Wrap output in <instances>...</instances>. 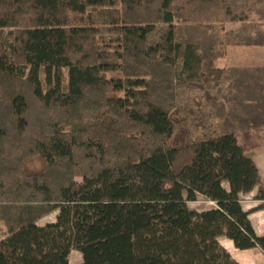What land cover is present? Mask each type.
I'll list each match as a JSON object with an SVG mask.
<instances>
[{
	"label": "trees",
	"instance_id": "1",
	"mask_svg": "<svg viewBox=\"0 0 264 264\" xmlns=\"http://www.w3.org/2000/svg\"><path fill=\"white\" fill-rule=\"evenodd\" d=\"M230 46L264 47V0H0V264L264 252L238 137L264 127V64L220 66Z\"/></svg>",
	"mask_w": 264,
	"mask_h": 264
},
{
	"label": "rangeland",
	"instance_id": "2",
	"mask_svg": "<svg viewBox=\"0 0 264 264\" xmlns=\"http://www.w3.org/2000/svg\"><path fill=\"white\" fill-rule=\"evenodd\" d=\"M233 27V26H229ZM220 66H251L264 64V47H249V46H230L228 47L225 55L218 60ZM188 129L183 127H178L173 135V144L176 146H182L185 144L187 139ZM238 137L240 143L245 145L248 152H250L259 166L260 174L262 177L261 187H264V127L259 129H251L247 132H238ZM256 143L252 144V143ZM253 145V147H251ZM78 180H81V171H78ZM226 185V184H225ZM259 186L256 187V194L259 191ZM244 195V194H243ZM254 197V196H253ZM250 193H247L243 197V202L245 205L253 198ZM191 207H196L198 209L206 208L211 206L210 203H205V200L200 199L197 202L190 203ZM57 212H53L48 216L42 218L39 221L40 225L47 222L54 221ZM5 234V227L0 223V237ZM83 260L82 253L78 250H73L70 254V261L72 264H79Z\"/></svg>",
	"mask_w": 264,
	"mask_h": 264
},
{
	"label": "crops",
	"instance_id": "3",
	"mask_svg": "<svg viewBox=\"0 0 264 264\" xmlns=\"http://www.w3.org/2000/svg\"><path fill=\"white\" fill-rule=\"evenodd\" d=\"M256 188H254L250 193L253 197L252 200L245 205L243 202V197L246 194H242V205L245 210L249 211V217L254 226V229L258 235L264 233V209L259 207L262 205L263 201L256 198ZM210 203V201H205V203ZM195 203V202H194ZM212 205V204H211ZM196 208V207H194ZM198 209V208H197ZM221 245L232 255V257L237 260L240 264H264V252L259 247L249 248V249H239L235 246L234 242L222 236L219 238Z\"/></svg>",
	"mask_w": 264,
	"mask_h": 264
},
{
	"label": "built area",
	"instance_id": "4",
	"mask_svg": "<svg viewBox=\"0 0 264 264\" xmlns=\"http://www.w3.org/2000/svg\"><path fill=\"white\" fill-rule=\"evenodd\" d=\"M210 204H212V205H213L214 203L210 201Z\"/></svg>",
	"mask_w": 264,
	"mask_h": 264
}]
</instances>
